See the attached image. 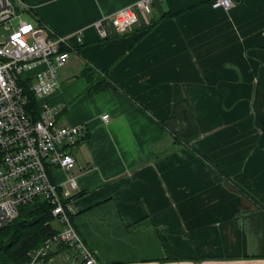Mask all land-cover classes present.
I'll return each mask as SVG.
<instances>
[{
  "label": "crops",
  "instance_id": "crops-1",
  "mask_svg": "<svg viewBox=\"0 0 264 264\" xmlns=\"http://www.w3.org/2000/svg\"><path fill=\"white\" fill-rule=\"evenodd\" d=\"M23 1L55 34L79 37L46 100L58 124L84 129L69 148L71 220L96 260L264 264L253 256L263 215L213 172L242 173L264 193V0H232L227 10L153 0L125 32L105 24L104 37L93 21L136 0ZM87 70L114 84L96 92ZM180 107L197 131L186 144L175 137ZM52 177L65 179L59 169ZM47 249L29 264H83L72 246Z\"/></svg>",
  "mask_w": 264,
  "mask_h": 264
},
{
  "label": "built area",
  "instance_id": "built-area-1",
  "mask_svg": "<svg viewBox=\"0 0 264 264\" xmlns=\"http://www.w3.org/2000/svg\"><path fill=\"white\" fill-rule=\"evenodd\" d=\"M152 1L136 0L92 25L101 37L108 23L123 33L136 23L138 10L151 11ZM210 4L227 10L234 3L211 0ZM35 19L23 0H0V226L17 217L20 205L43 198L60 228L44 240L33 258L46 255L50 243L63 242L75 248L83 264H101L71 220L77 184L71 175L76 157L69 148L85 136L83 126L58 124L59 108L46 100L60 86L58 74L69 59L70 38L77 36L55 34ZM26 80L27 90L38 99L35 117L25 108L28 99L22 84ZM99 118L108 122L106 113ZM54 169L63 171V182L52 177Z\"/></svg>",
  "mask_w": 264,
  "mask_h": 264
},
{
  "label": "trees",
  "instance_id": "trees-1",
  "mask_svg": "<svg viewBox=\"0 0 264 264\" xmlns=\"http://www.w3.org/2000/svg\"><path fill=\"white\" fill-rule=\"evenodd\" d=\"M88 71L89 70L84 71L83 75L86 74L91 86L90 88L96 92L114 84L110 78L103 74L104 71L95 70V77L93 80L88 78ZM30 73L31 71L26 74ZM22 85L24 88L23 91L28 99L25 108L35 117L38 113V109L36 108L38 99L27 90L29 81L26 80L25 84ZM178 109V116L184 121L185 126L179 128L181 132L177 133L175 137L180 142L185 143L193 139V137L197 135V131L194 127V122L188 115V110L185 107H180ZM176 116L174 112L171 114V117ZM262 128H264V120ZM213 172L218 180H226V183L229 182L234 189L241 193L243 198L257 206L258 212L264 217V193H260L256 190L254 186L249 183V179L246 175L238 173L234 176L225 177L217 170ZM51 215L50 207L43 198H37L20 205L17 217L15 216L0 226V264H29V262L33 260L37 248L43 244L46 238L50 237L51 234L55 233L57 229L60 228L58 221ZM259 227L260 234L257 237V241H259L260 250L257 255L253 256L264 257V222ZM59 244L67 245L63 242ZM45 256H47V253L42 257L45 258ZM108 264H120V262Z\"/></svg>",
  "mask_w": 264,
  "mask_h": 264
}]
</instances>
